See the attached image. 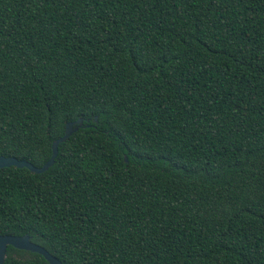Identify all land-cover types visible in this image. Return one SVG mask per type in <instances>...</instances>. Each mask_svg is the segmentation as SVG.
Returning <instances> with one entry per match:
<instances>
[{
	"label": "trees",
	"instance_id": "1",
	"mask_svg": "<svg viewBox=\"0 0 264 264\" xmlns=\"http://www.w3.org/2000/svg\"><path fill=\"white\" fill-rule=\"evenodd\" d=\"M78 119L46 172L0 170V236L62 264H264V0H0V157L40 168Z\"/></svg>",
	"mask_w": 264,
	"mask_h": 264
},
{
	"label": "water",
	"instance_id": "2",
	"mask_svg": "<svg viewBox=\"0 0 264 264\" xmlns=\"http://www.w3.org/2000/svg\"><path fill=\"white\" fill-rule=\"evenodd\" d=\"M94 121H96V118L94 119ZM82 127H83L82 119H78L74 122L67 123L65 125L64 135L53 142L51 148L52 150L51 157L42 167L37 168L26 161L17 160L12 157H8V158L0 157V170L3 168L15 167L18 169H23V168L27 169L32 174H42L46 172L49 168H51L54 165L58 153L59 144L65 142L67 139H69V137L73 133L77 132ZM84 127H88V126L85 125ZM124 160L125 162L127 161L126 158ZM8 247H12L20 251L37 254L42 258H44V260L48 264H62L57 258L52 256L46 249L35 243H32L28 236H21V237L0 236V264H4Z\"/></svg>",
	"mask_w": 264,
	"mask_h": 264
}]
</instances>
